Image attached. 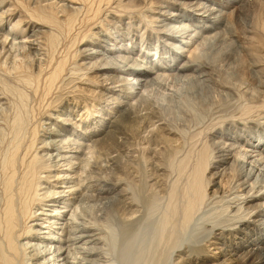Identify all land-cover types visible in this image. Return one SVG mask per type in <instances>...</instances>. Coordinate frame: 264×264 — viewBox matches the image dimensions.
Segmentation results:
<instances>
[{
    "label": "bare ground",
    "instance_id": "bare-ground-1",
    "mask_svg": "<svg viewBox=\"0 0 264 264\" xmlns=\"http://www.w3.org/2000/svg\"><path fill=\"white\" fill-rule=\"evenodd\" d=\"M3 1L0 57L19 51L25 63L14 69L25 71L16 79L36 100L29 106L26 93L1 83L0 264H115L116 248L142 261L164 251L170 264H264V0H16L28 21L12 10L13 24L2 22ZM248 11L255 25L236 35L228 16L237 28ZM4 24L15 30L10 41ZM62 36L68 44L54 58ZM241 56L255 82L239 75ZM100 77L125 88L121 145L111 136L94 143L79 132L89 124L75 120L99 114L85 106L94 91L81 86ZM143 110L151 121L133 116ZM124 146L137 156L98 175L99 152ZM117 185L130 197L122 206ZM160 201L164 213L149 226ZM246 230L262 239L229 253L215 246L223 232Z\"/></svg>",
    "mask_w": 264,
    "mask_h": 264
},
{
    "label": "rangeland",
    "instance_id": "rangeland-1",
    "mask_svg": "<svg viewBox=\"0 0 264 264\" xmlns=\"http://www.w3.org/2000/svg\"><path fill=\"white\" fill-rule=\"evenodd\" d=\"M7 1V3L5 2V0L3 1L4 3H2L1 5H4L5 4V6L7 5V7H6V9L8 8V10H4V12H6V15H7V13H9L10 11H12V10H15V11H17V13L18 14H20V13H22V15H23V11L22 10H19V8H18V6L16 5V0H6ZM24 1H25V3H24ZM167 1H170V0H167ZM172 2L173 1H179V2H181V3H189V2H194V1H196V0H171ZM10 4H9V3ZM26 0H20V4H23L24 6H27V7H31V5H27L26 4ZM72 6L73 7H79L78 5H76V4H72ZM16 8H18V9H16ZM233 9L232 8H230V9H225L224 11H226L227 12V14L228 13H231V11H232ZM8 11V12H7ZM21 11V12H20ZM249 12V13H248ZM248 12H246L244 15H243V17H241L242 19H240V22H239V25H240V27H235L234 26V21H233V19H232V15L231 16H228V22L233 26V28H234V31H236L237 33H236V35H240L241 33H240V29L239 28H242L241 26L243 25V27H254V25H255V14L256 13H254V12H252V11H248ZM175 13V12H174ZM253 13V14H252ZM232 14V13H231ZM24 15H25V13H24ZM23 15V16H24ZM230 15V14H229ZM254 15V16H253ZM11 17V18H10ZM16 17H17V15L16 16H9V15H7V16H5V18L3 19V23H5V22H7V21H9V23H11L12 22V24L14 23L13 21H14V19L16 20ZM7 18V19H6ZM9 19V20H8ZM227 19V18H226ZM23 20H25V21H28V17L27 16H24V18H23ZM5 25V27H4V33H6V34H8V41H10V37L9 36H12L13 35V31H15V30H13V31H9L8 32V30H9V24H4ZM241 35H243V34H241ZM65 39H66V41H65ZM60 41V42H59ZM59 41H57V44H56V48H54L51 52L52 53H54V58H59L60 57V55L61 54H63V51H64V47L68 44V40H67V38L66 37H64V36H62V37H59ZM6 49L7 48H5L4 49V54H2L1 55V57H0V88H1V86H2V84L1 83H3V82H6L7 84H9L10 86H16V88H18L19 90H21V91H23L24 93H26L27 94V96H28V105L29 106H34V99L36 100V97L33 95V93L31 92V88L30 87H28V86H25V88H23L24 87V85L20 82V83H18L19 82V77L20 76H17V75H19V73L18 72H20L21 70H22V72H24L25 70L24 69H17L16 71H15V69H16V67H18L19 65L21 66L23 63H25V62H23V59L21 60V58H24V57H22V56H20V53H19V51L17 50H13V51H11L10 52V50H9V52L8 51H6ZM45 49H46V53L48 52V55L49 54H51L49 51H48V47H45ZM63 49V50H62ZM55 51V52H54ZM61 51V52H60ZM17 52V53H16ZM17 54V55H16ZM58 54H60L59 56H58ZM4 55V56H3ZM8 55V56H7ZM18 55L20 56V57H18ZM12 56V57H11ZM3 57H7V58H3ZM9 57V58H8ZM29 58V57H28ZM16 59H18V60H16ZM26 59V58H25ZM4 63H3V62ZM16 62V63H15ZM1 63H3V64H1ZM14 63V64H13ZM21 63V64H20ZM18 66H17V65ZM240 66H241V69H240V72H239V75H241V77L243 78H245V76L247 75H245V73H247V72H249V69L248 68H246L247 67V64H248V59L246 60V58H244V57H240ZM12 65V66H11ZM24 65V64H23ZM11 66V67H10ZM9 68V69H8ZM15 68V69H14ZM245 68V69H244ZM14 70L13 72L15 73L16 72V74L14 75V73L13 72H11V73H9V70ZM246 69H248V70H246ZM18 70H20V71H18ZM243 70V72L241 73V71ZM18 71V72H17ZM22 72H20L21 74H22ZM231 71L229 70L227 73H225L226 74V76L225 77H227V78H230V76H233L231 73H230ZM245 72V73H244ZM18 73V74H17ZM244 73V74H243ZM114 75V76H113ZM245 75V76H244ZM12 76V77H11ZM16 76V77H15ZM117 76V74H111L110 75V77L111 78H115ZM224 76V75H223ZM247 78H245V79H243L245 82H248L249 83V81H250V83L251 82H255V79H249V76H246ZM16 78H18V79H16ZM239 78H240V76H239ZM14 79V80H13ZM15 79H16V82H15ZM241 79V78H240ZM104 80V78L103 77H100L99 79H98V84H100V85H98L97 87H92V88H89V87H87V86H81V88L83 89V88H85L86 90H90V91H94V96H90V98L91 99H94V101L93 102H91V99H86V104H85V106L87 105V106H90V105H93V106H95V105H99V106H97V109H100V111H99V114H97V117H93V116H95V114L94 113H90L89 115H88V117L87 118H85V117H82V119H80V117H79V115H78V117H75V120H79V123L80 124H82V122L83 123H87V124H89V129L88 130H80L79 132H80V134H82L83 136H85L86 138L87 137H89L91 134H94V137L92 138V141L94 142V143H96V142H104V141H107V138H108V136H111L112 138H113V141L116 143V144H118V145H121L123 142H124V138H123V135H121V134H119V133H117L116 132V127L118 126V124H120L119 123V119H120V116L121 115H123V114H125V113H127L129 110H130V108H129V105L127 104V102H126V99H125V95H124V92H125V88L124 87H122L121 86V84H114V85H110L109 83L110 82H102ZM242 80V79H241ZM247 80V81H246ZM249 80V81H248ZM252 80V81H251ZM16 83H18V85H16ZM5 84V83H4ZM20 84V85H19ZM22 85V86H21ZM100 86V87H99ZM253 85L251 84V87H252ZM27 87H28V89H27ZM108 87V88H107ZM254 88H255V85H254ZM24 89V90H23ZM26 89V90H25ZM0 91H1V89H0ZM29 91V92H28ZM30 94H31V96H30ZM79 96H81V95H79ZM68 97H70V98H68L67 100H72L73 98H76L74 95H69ZM67 98V96H63L62 97V100L64 101L65 99ZM74 101L77 103V102H79L77 99H74ZM33 102V103H32ZM78 104V103H77ZM110 106V108L111 109H113V110H115V112L114 113H112V114H110L109 116L106 114V108H107V106ZM81 108L83 107V104L80 106ZM90 109L91 108H93V107H89ZM71 109H74V111H73V114H75V111L78 109L77 107H75V108H72L71 107ZM107 112H109V110L107 111ZM0 114H2V111L0 110ZM4 114V113H3ZM3 116L4 115H0V127H2V129L5 127V123L3 122L4 120L2 119L3 118ZM133 116H136L139 120H142V121H145V119H146V121L145 122H149V121H151V119L149 120L148 119V117L150 118V117H152V116H154V114H153V112L151 111V110H148V111H139V112H135V115H133ZM147 119L149 120V121H147ZM3 122V123H2ZM101 122V123H100ZM1 124L3 125V126H1ZM156 127H157V124L155 125ZM155 127V128H156ZM256 131V130H255ZM145 134V135H144ZM141 137H145L146 136V133H141V135H140ZM92 142V143H93ZM93 143V144H94ZM153 150V147L151 148V151ZM105 153H103V152H99V156H100V160H98V162H99V165H100V168L101 169H99V171L97 172V174L98 175H101L102 174V172H103V176L105 175V173L107 174L108 173V170H112L113 169V167H115L116 165H118V161H119V163H124L125 161H128V160H132L133 159V157H135V156H137V153H133V149L132 148H129L128 146L126 147V146H124V147H122L121 148V151L117 154V153H113V154H111V155H109V156H106V155H104ZM131 154H133V155H131ZM154 153L152 152V157L154 156L153 155ZM131 157V158H130ZM132 165V164H131ZM159 168H163V165L162 166H160ZM102 171V172H101ZM147 171H149V168H148V170ZM158 171V174H163V172L161 171V170H157ZM101 175V176H102ZM113 189H115L116 190V192L115 193H117L115 196V198H116V200H118V202H119V206H122L123 204H126L127 202H129V200L128 199H130V197H129V195H127V194H125V193H123L122 191L124 190L123 189V186H119V185H117V186H115V188H113ZM210 191H212V189L211 190H209V192ZM157 204H159V205H157V207H158V209L160 210V211H162V212H160L157 208V211H156V209H155V207H154V209H153V211L155 210L156 212V214L155 213H153V211L151 212V214H155V216L153 215V217L151 216L150 217V219L151 218H153V219H151L150 220V223H149V226H151V225H154L155 223H157L158 222V219L160 220L161 219V217H162V213H164V210L162 209V207L164 206V203L162 202V201H160L159 203H157ZM162 206V207H161ZM164 208V207H163ZM165 209V208H164ZM133 210H138L139 211V213H140V211L142 210L141 209V207L140 206H138L137 205V207H134L133 208ZM139 213H137L136 215H138ZM160 213V214H159ZM161 216V217H160ZM147 217V216H146ZM155 217V218H154ZM158 217V218H157ZM118 218H121V217H118ZM155 219V220H154ZM152 220L154 221V224H153V222H152ZM157 221V222H156ZM152 223V224H151ZM151 224V225H150ZM147 227V226H146ZM144 229H145V227H144ZM143 229V230H144ZM244 232V234H242V235H239V234H235V233H232L231 235H228L227 233H225V232H223V234L221 235H219L218 236V240H216V247L218 246V248H219V246H221L220 244H221V242H223V244H224V246L222 247V249H224L225 250V252L226 253H229L230 252V250H231V245H235V244H237V243H240V244H242V246H247L249 243H251V242H257V241H259V240H261L262 239V237L259 235V234H255V232H250L249 230H246V231H243ZM217 233H220V232H216V234ZM254 233V234H253ZM235 234V235H234ZM220 237H223L224 238V240H222V241H220L219 240V238ZM232 239V240H231ZM214 240L212 239V242H213ZM203 242V243H202ZM201 242V239H200V241L198 242V245H201V246H204L205 245V247L207 246V244H205V242L204 241H202ZM225 242V243H224ZM115 247H116V244L114 245ZM215 246H213V247H215ZM186 252H185V254L186 253H188L187 251L188 250H185ZM111 252V253H110ZM109 253H110V255L111 254H114L113 255V257L115 256L117 259L119 258V256L122 258L123 256H121V252H119V251H117V248H116V251H115V253L117 252V253H121L120 255L119 254H115V253H113L114 251H110ZM129 252V253H128ZM131 251H126L125 253H126V255H125V257H123V261H121L120 259L121 258H119L118 259V261H117V259H116V261H115V259L112 257V255H111V259L112 260H114V263L116 264H126L127 262H129V261H132V263L133 264H136V261H138V263H139V260H140V263L139 264H144V262H145V264L146 263H148V264H163L165 261V259H163L164 257H162V255H163V252L164 251H150V253H148L149 251H147V253H148V256H146V251H143V253L145 254V258H144V261H142L143 260V256L142 255H144L141 251H137V252H139V253H141V254H139L140 256L139 257H141V258H138L137 257V255H138V253H136L135 251H133V252H131ZM159 252V253H158ZM211 252V253H210ZM219 250L217 251V250H215V251H213L212 250V247H210V250L209 251H207L206 253L210 256V255H213V254H217V256H218V254H219ZM124 253V254H125ZM135 254H137V255H135ZM156 254H157V256H156ZM184 254V257H187V256H190V257H192L191 256V254L189 255V254H187V255H185ZM264 254V253H263ZM118 255V256H117ZM151 255V256H150ZM126 256H128V257H126ZM153 256L154 257H156V258H153ZM160 256V257H159ZM135 257H137V259L135 258ZM157 257H159V258H157ZM178 257V256H177ZM176 257V254H175V256H173V259H175V258H177ZM230 257H235V256H232V254H230ZM127 258V259H126ZM132 258L134 259V261L132 260ZM151 258V259H150ZM162 258V259H161ZM131 259V260H130ZM156 260V263H155V260ZM160 262H162L163 261V263H159V261ZM154 261V262H153ZM171 261H172V259H171ZM170 261V262H171ZM121 262V263H120ZM170 262L168 263V261L167 262H165L164 264H170ZM131 262L130 263H127V264H132ZM175 263V262H174ZM231 262H226L225 264H230Z\"/></svg>",
    "mask_w": 264,
    "mask_h": 264
}]
</instances>
